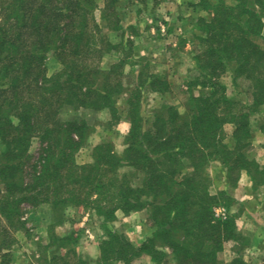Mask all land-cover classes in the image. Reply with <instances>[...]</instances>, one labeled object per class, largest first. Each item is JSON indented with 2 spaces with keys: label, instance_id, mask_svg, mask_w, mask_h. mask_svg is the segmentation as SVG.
Wrapping results in <instances>:
<instances>
[{
  "label": "trees",
  "instance_id": "16d2710c",
  "mask_svg": "<svg viewBox=\"0 0 264 264\" xmlns=\"http://www.w3.org/2000/svg\"><path fill=\"white\" fill-rule=\"evenodd\" d=\"M117 3L106 0L100 8L96 0H0V250L11 249L14 232L26 228L25 204L94 209L107 225L118 212L146 210L147 240L135 246L107 226L94 264H132L141 256L154 264H222L226 243L245 245L240 251L248 246L236 215L215 216L218 206L230 210L235 199L227 190L212 194L207 169L221 163L231 187L244 172L255 190L264 185V167L248 154L254 138L250 118L264 108V0H200L214 16L198 20L204 35L185 113L165 103L151 119L143 114V95L168 93L169 81L131 61L130 53L103 67L108 54L121 51L122 43L109 37L123 29ZM50 55L61 66L53 76L46 67ZM127 66L135 74L131 88ZM229 71L235 85H248L250 103L229 97L220 81ZM123 95L130 124L124 154L104 141L92 149L91 163L80 164L77 154L95 130L82 114L107 111L106 125L114 128L123 120ZM228 124L234 125L231 143ZM35 140L37 158L31 154ZM125 167L131 172L121 176ZM52 240L26 264H92L75 245L69 247L71 235ZM55 242L66 248L63 254L49 252ZM228 264L251 263L238 253Z\"/></svg>",
  "mask_w": 264,
  "mask_h": 264
},
{
  "label": "rangeland",
  "instance_id": "374dc122",
  "mask_svg": "<svg viewBox=\"0 0 264 264\" xmlns=\"http://www.w3.org/2000/svg\"><path fill=\"white\" fill-rule=\"evenodd\" d=\"M105 1L96 0L100 8H103ZM209 1L212 4L218 2V0ZM225 1L229 5H235V0ZM117 10L123 29L109 32V37L114 44L122 43L121 51H113L108 54L104 58L103 67L109 68L125 57L127 53H130L131 61L138 60L144 65L147 64V70L164 77L171 84L169 92L164 95L145 91L142 102L144 116L151 119L165 103L175 105L181 113H185V103L189 97V82L197 76L194 58L201 49L200 37L204 35L200 30L198 20L199 18H204L207 21L212 20L213 11L203 10L200 0H118ZM259 42L264 46V40H259ZM46 67L49 76L55 75L61 68L52 55L49 56ZM139 68L138 65L134 69L137 71ZM134 69L131 66L126 67L127 88L133 86ZM220 81L227 86L230 98L237 102L250 103L245 91L248 90V85L242 81L239 85H235L231 71L221 77ZM126 99V95H123L118 100L123 120L114 128L110 129L106 125L110 120V114L107 111L99 114L85 111L82 114L91 125L95 126V130L89 136L87 146L77 154V161L80 164L91 163L92 149L104 141L111 142L117 154L121 156L124 154L125 139L130 129L125 113ZM250 120L254 138L248 149V154L257 162H264V136L260 130L264 124V108L253 114ZM233 131L234 125L228 124L226 126V143H231ZM40 151V143L35 140L31 154L37 158ZM207 171L212 180V194H217L225 188L228 191L235 189L231 187V184H228L227 171L221 163H212ZM130 172L131 169L125 167L120 170V175L123 176ZM252 204L251 206L247 205L250 210L254 208ZM218 208H225L227 216H229L233 215L234 210L239 213L241 207L235 201L230 210L225 205L218 206L216 209ZM65 209L54 210L47 204L39 207L25 204L22 219L26 223V228L14 232L17 242L11 249L0 250V264H26L34 261L35 256L40 255L42 247L51 243L53 236L65 237L68 235H71L73 239L69 247L75 245L78 255L94 264L100 256V243L107 237V226L127 236L135 246H140L142 237L144 235L149 237V233H151L146 210L138 212L140 215L136 218H125L122 212H118L117 216L119 217L107 225L104 217L94 209L83 207ZM246 228L249 231H242V234L246 237V246L248 247L240 251L245 245L232 241L226 243L225 250L219 256L222 264H228L238 253L251 264H264V250H259V246H264V224L260 223V226L257 227H251L248 224ZM253 229L256 232H250ZM75 241L78 243L75 244ZM55 243L49 252L54 253L59 249V252L63 254L66 248H60V243ZM132 264L154 263L149 256H141L136 258Z\"/></svg>",
  "mask_w": 264,
  "mask_h": 264
},
{
  "label": "crops",
  "instance_id": "0c3cea01",
  "mask_svg": "<svg viewBox=\"0 0 264 264\" xmlns=\"http://www.w3.org/2000/svg\"><path fill=\"white\" fill-rule=\"evenodd\" d=\"M261 134L264 133L261 131ZM257 161V160H256ZM260 166L264 167V162L258 161ZM235 189H231L228 191V194L235 199L236 202L240 205V211H233L232 213L237 216V222L239 229L242 233L245 231H249L246 228V225H250L251 227L260 226V223L264 224V185L260 186L258 189H254V183L247 173H243L239 180V183L234 187ZM226 190V188L224 189ZM252 199V200H251ZM254 203V204H252ZM254 206L253 210H250L248 206ZM238 213V214H237ZM119 215V214H117ZM125 218H136L140 213H133L130 216H126L122 213ZM119 217V216H117ZM242 222V224H241ZM257 223V226H255ZM245 228H244V226ZM259 229V228H257ZM256 232L254 229L250 230V232ZM150 234V233H149ZM148 235H144L140 240V244L147 240ZM256 248V247H253ZM259 250H264V246H259ZM148 258V257H147Z\"/></svg>",
  "mask_w": 264,
  "mask_h": 264
},
{
  "label": "built area",
  "instance_id": "2783aa9c",
  "mask_svg": "<svg viewBox=\"0 0 264 264\" xmlns=\"http://www.w3.org/2000/svg\"><path fill=\"white\" fill-rule=\"evenodd\" d=\"M215 216L218 218H223V219H225V218H227L228 216H227V211H226V209L225 208H218V209H216L215 210Z\"/></svg>",
  "mask_w": 264,
  "mask_h": 264
}]
</instances>
